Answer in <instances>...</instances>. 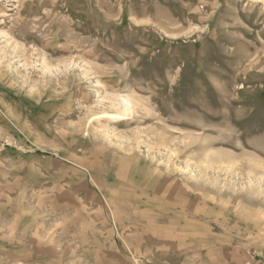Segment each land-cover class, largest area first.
Masks as SVG:
<instances>
[{"label":"rangeland","instance_id":"374dc122","mask_svg":"<svg viewBox=\"0 0 264 264\" xmlns=\"http://www.w3.org/2000/svg\"><path fill=\"white\" fill-rule=\"evenodd\" d=\"M11 130L108 178L150 250L264 264V0H0Z\"/></svg>","mask_w":264,"mask_h":264},{"label":"crops","instance_id":"0c3cea01","mask_svg":"<svg viewBox=\"0 0 264 264\" xmlns=\"http://www.w3.org/2000/svg\"><path fill=\"white\" fill-rule=\"evenodd\" d=\"M11 131L0 136V264H223L224 259L238 264V257L244 259L235 249L189 254L173 243L168 250L165 236L150 250L146 216L135 226L139 231L131 232V219L110 214L107 193L116 190L108 191L113 188L108 178L96 180L92 174L91 181L80 162L69 165L67 154L48 151L45 144L29 149L21 139L27 138Z\"/></svg>","mask_w":264,"mask_h":264},{"label":"bare ground","instance_id":"6f19581e","mask_svg":"<svg viewBox=\"0 0 264 264\" xmlns=\"http://www.w3.org/2000/svg\"><path fill=\"white\" fill-rule=\"evenodd\" d=\"M130 102L131 101H129L128 98H124V97L121 98L120 104L119 103L118 104L121 106L123 113H125V111H128L129 109L131 110V103ZM127 114H128V112H127ZM122 115H124V114H122Z\"/></svg>","mask_w":264,"mask_h":264}]
</instances>
